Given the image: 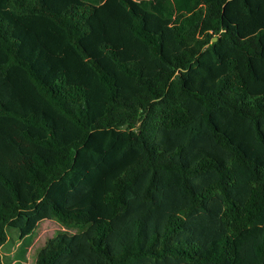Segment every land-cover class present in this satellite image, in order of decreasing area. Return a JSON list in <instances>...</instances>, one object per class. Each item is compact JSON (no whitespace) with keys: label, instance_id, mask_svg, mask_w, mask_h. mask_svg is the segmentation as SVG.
Instances as JSON below:
<instances>
[{"label":"trees","instance_id":"1","mask_svg":"<svg viewBox=\"0 0 264 264\" xmlns=\"http://www.w3.org/2000/svg\"><path fill=\"white\" fill-rule=\"evenodd\" d=\"M45 219L33 264H264V0H0V249Z\"/></svg>","mask_w":264,"mask_h":264},{"label":"rangeland","instance_id":"2","mask_svg":"<svg viewBox=\"0 0 264 264\" xmlns=\"http://www.w3.org/2000/svg\"><path fill=\"white\" fill-rule=\"evenodd\" d=\"M61 228V224L55 219L42 220L34 231L25 236L19 237L16 230L6 244L0 249L3 264H17L16 261L22 259L23 264H33L37 255V250L51 236L56 234ZM11 232V231H10Z\"/></svg>","mask_w":264,"mask_h":264}]
</instances>
